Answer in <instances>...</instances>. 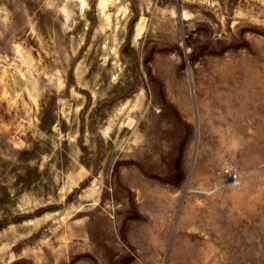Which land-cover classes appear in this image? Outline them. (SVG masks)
<instances>
[{
	"label": "rangeland",
	"instance_id": "rangeland-1",
	"mask_svg": "<svg viewBox=\"0 0 264 264\" xmlns=\"http://www.w3.org/2000/svg\"><path fill=\"white\" fill-rule=\"evenodd\" d=\"M0 224V264H264V0H0Z\"/></svg>",
	"mask_w": 264,
	"mask_h": 264
},
{
	"label": "trees",
	"instance_id": "trees-1",
	"mask_svg": "<svg viewBox=\"0 0 264 264\" xmlns=\"http://www.w3.org/2000/svg\"><path fill=\"white\" fill-rule=\"evenodd\" d=\"M134 21H136V19L134 20ZM7 194V193H6ZM25 220V217H21V218H19V220H15L16 222H19V221H24ZM6 225H8V224H6ZM5 227V225H3V224H0V230L2 229V228H4Z\"/></svg>",
	"mask_w": 264,
	"mask_h": 264
}]
</instances>
